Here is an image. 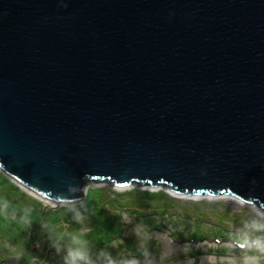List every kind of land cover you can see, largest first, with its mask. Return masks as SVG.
I'll return each mask as SVG.
<instances>
[{
	"label": "water",
	"instance_id": "1",
	"mask_svg": "<svg viewBox=\"0 0 264 264\" xmlns=\"http://www.w3.org/2000/svg\"><path fill=\"white\" fill-rule=\"evenodd\" d=\"M0 171L48 211L92 182L261 212L264 0H0Z\"/></svg>",
	"mask_w": 264,
	"mask_h": 264
},
{
	"label": "rangeland",
	"instance_id": "2",
	"mask_svg": "<svg viewBox=\"0 0 264 264\" xmlns=\"http://www.w3.org/2000/svg\"><path fill=\"white\" fill-rule=\"evenodd\" d=\"M149 186L133 184L120 190L89 182L80 202L48 211L49 204L26 193L0 171V258L8 242L25 249L19 264H63L64 251L57 253L52 244L60 235L63 245L69 243L70 235L86 241L93 264H104L102 252L118 261L135 258L139 264H233V258L246 255L232 239L247 234L246 225L260 213L256 204L232 200L230 194L174 197L161 186L155 190ZM25 211H30L31 223L23 228H32L31 239L26 231L20 237L16 234ZM33 211L39 214L36 223ZM76 211L82 217L79 222L74 218ZM13 215L16 220L11 219ZM138 227L144 230L142 236L137 235Z\"/></svg>",
	"mask_w": 264,
	"mask_h": 264
},
{
	"label": "clouds",
	"instance_id": "3",
	"mask_svg": "<svg viewBox=\"0 0 264 264\" xmlns=\"http://www.w3.org/2000/svg\"><path fill=\"white\" fill-rule=\"evenodd\" d=\"M173 13H169L171 17ZM7 202L2 205L3 210L7 211ZM73 211H75L73 209ZM78 222L82 220L81 214L76 211L75 217ZM11 219L16 220L17 217L13 215ZM19 223L22 227H27L31 223L30 211H25L24 214L19 218ZM247 234H241L239 236V243L243 244L241 249L242 253L246 255H241L238 259L233 258V264H262V258H264V210L258 213L254 219H252L247 225ZM137 235L142 236L144 230L141 227L136 229ZM63 235L57 236L56 239L52 241L53 247L57 253L64 251L63 264H93L89 256L88 244L86 241L80 239L76 235H70L68 237L69 243L63 245L61 241L63 240ZM25 249L23 247H16L10 245L6 242L3 246V259L0 260L2 264H8V262H19L25 256ZM103 257L104 264H139V261L135 258L132 259H114L110 253L102 252L100 254ZM144 255L147 256V250H145ZM33 264L35 262L33 261ZM148 264H151L149 261Z\"/></svg>",
	"mask_w": 264,
	"mask_h": 264
},
{
	"label": "bare ground",
	"instance_id": "4",
	"mask_svg": "<svg viewBox=\"0 0 264 264\" xmlns=\"http://www.w3.org/2000/svg\"><path fill=\"white\" fill-rule=\"evenodd\" d=\"M115 186H119L120 188V190H125V189H129V188H131L132 186H133V184H127V185H115ZM149 186V185H148ZM151 186V185H150ZM149 186V188H151L150 190H155L154 188H156V186H151L150 187ZM142 187H144V186H142ZM23 190V189H22ZM26 193H28V194H30L31 196H33L34 198H36V199H38V200H41L42 202H45V203H47V204H49V205H53L54 204V202L52 201V200H49V199H45V198H43V197H39L38 195L36 196L35 194H33L29 189H25L24 190ZM166 192L168 193V194H170V195H172V196H174V197H181V198H189V195L188 194H182V193H178V192H176V191H174V190H172V189H167L166 190ZM180 195H184V196H180ZM210 195V194H209ZM191 196H193V197H191ZM191 196H190V198H192V199H197V194H191ZM230 197L232 198V200H235V201H241V199L238 197V196H236V195H233V194H230ZM246 203V202H245Z\"/></svg>",
	"mask_w": 264,
	"mask_h": 264
},
{
	"label": "trees",
	"instance_id": "5",
	"mask_svg": "<svg viewBox=\"0 0 264 264\" xmlns=\"http://www.w3.org/2000/svg\"><path fill=\"white\" fill-rule=\"evenodd\" d=\"M257 206H259V204L257 205ZM39 216V214L36 212V211H33L32 212V217H33V223H36V222H38L39 220H40V218L38 217ZM29 229L30 228H23L22 226H21V230L19 231V232H17L16 234H17V237H20V235L23 233V232H25L26 231V233H29ZM28 237V236H27ZM233 240L236 242V243H238L239 242V239H234L233 238ZM30 252V251H29ZM34 254H36V252L34 253ZM33 259V258H32Z\"/></svg>",
	"mask_w": 264,
	"mask_h": 264
},
{
	"label": "flooded vegetation",
	"instance_id": "6",
	"mask_svg": "<svg viewBox=\"0 0 264 264\" xmlns=\"http://www.w3.org/2000/svg\"><path fill=\"white\" fill-rule=\"evenodd\" d=\"M1 250V249H0ZM3 258H0V260H2ZM1 263V262H0ZM12 262H8V264H11Z\"/></svg>",
	"mask_w": 264,
	"mask_h": 264
}]
</instances>
